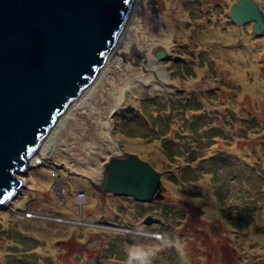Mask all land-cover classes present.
I'll use <instances>...</instances> for the list:
<instances>
[{
    "label": "rangeland",
    "instance_id": "374dc122",
    "mask_svg": "<svg viewBox=\"0 0 264 264\" xmlns=\"http://www.w3.org/2000/svg\"><path fill=\"white\" fill-rule=\"evenodd\" d=\"M236 1L148 0L155 21L171 27L167 58L147 61L146 51L167 47L166 38L139 12L101 76L79 94L98 80L105 102L122 97L112 137L161 172L168 198L97 191L81 171L118 153L108 157L104 118L80 114L104 108L85 104L61 116L63 130L60 120L55 125L63 141L53 148L65 161L30 165L22 175L28 181L0 207V264H264V33L254 32L253 21H232ZM254 1L264 10V0ZM157 62L171 78L165 94L137 92L148 72L159 81ZM149 216L161 222L147 223Z\"/></svg>",
    "mask_w": 264,
    "mask_h": 264
},
{
    "label": "water",
    "instance_id": "95a60500",
    "mask_svg": "<svg viewBox=\"0 0 264 264\" xmlns=\"http://www.w3.org/2000/svg\"><path fill=\"white\" fill-rule=\"evenodd\" d=\"M134 3L0 0V207L16 197L30 160L96 77L121 37ZM229 15L236 25L253 21L254 32L264 33V10L256 1L237 0ZM156 56L166 59L167 53L160 49ZM127 95L128 91L123 99ZM116 141L119 153L104 164V179L98 182L87 176L93 186L102 194L141 202L168 198L161 172ZM155 220L161 222L146 218L147 223Z\"/></svg>",
    "mask_w": 264,
    "mask_h": 264
},
{
    "label": "bare ground",
    "instance_id": "6f19581e",
    "mask_svg": "<svg viewBox=\"0 0 264 264\" xmlns=\"http://www.w3.org/2000/svg\"><path fill=\"white\" fill-rule=\"evenodd\" d=\"M137 2H138V5H137ZM145 3H147V4L145 5ZM149 10H151V7H150V5L148 3V0H135L134 6H133V9H132V13L130 14L129 19L126 22V27L125 28L126 29L128 28V25H129L130 21H131V24L134 21L131 16H133V15L136 16L137 13H139V12H140V14L145 12L146 14L149 15V18H148L147 21H151L152 27L155 30V32L160 37H165L166 38V40L163 41L164 42L163 45H166L167 47H162V46H160L158 44L153 45V47H156V49H169L171 47L173 41H172V38L170 37V35L167 33V31L169 32V29L171 27L169 25H166V23H164L165 24V28H164V26L162 25V23L160 22L159 19H157L155 21L154 13L150 12ZM162 15L164 16V13H162ZM159 24H161L162 27H163V33L161 31V28H160ZM141 27H143V26H141ZM133 28L134 29H138L136 26L130 25L129 29L133 30ZM139 28H140V26H139ZM148 41H149V39L147 37H144L143 40H142V43L144 44V43H147ZM119 43H120L119 41H118V43H116V45L113 48L111 54L109 55L108 59L106 60L104 66L106 65L107 62H110V60L112 59L113 54L117 51V48H119V46H120ZM155 52H157V50L149 49V50L146 51V56H147L146 59H147V61L149 63H153L154 62L153 57L156 55ZM126 60L127 59L125 57H121V58H119L118 63H125ZM154 67H155V69L157 71L158 76L160 77L159 81L155 80V82L158 81V83H155V82H153L152 79H149L150 77L152 78V74L150 72H148L150 77L148 76V74L146 76H142L143 78H145V80L147 82H144L141 79V81H138L136 83V85H139V86L142 87L141 88V87L137 86L136 89H135L137 92H142L143 90L144 91L155 90L157 92H161L162 94H165L166 89L163 86L165 84H167L168 82H170L171 78H170L169 74L166 72L165 68L161 67V63L160 62H157V64ZM160 68H163V72H162L161 76H160ZM101 74H102V69L99 70V72L97 73L96 77H98V76L100 77ZM131 79L134 82L135 80L140 79V76H139V78H131ZM95 84H96V86H92L83 95H78V97L73 102V106L71 105L72 107L70 106L65 111V113L62 116L68 119L69 117H71V114L75 110H79V109H81L83 107V105L91 104L93 102H96L99 106L103 107L104 108L103 111L98 109V110H96V112H95V114L93 116L88 114L87 112H84V111H81L80 114H82L84 116H91V117H97V115L100 114V117L104 118V120L102 121V126L104 127V130L101 132V134L104 136V138H103L104 140H111L110 142L108 141L107 145H106L107 148H108L107 152H108V154H110L108 157H110L112 155H115V154L119 153V149H118V147L116 145V141L112 137V134L110 132V126H111V123H112L111 122L112 115L114 114L116 108L119 106L118 102L121 100L122 97L121 96H115L110 101L105 102V98L104 97H106V96L102 95L98 91V89H100V87L103 86L102 83H99V81L97 80ZM121 84H123V87H127L128 86V81L126 82V80L123 79L121 81ZM119 86H120L119 83L115 84V88L117 90H118ZM89 98H91V99H89ZM107 103H109L108 106H106ZM59 125H61V120L59 121L57 127L58 128L61 127V130H63L65 128V127H62V126H59ZM57 127H55V128H57ZM58 128L54 132V136H53V139H52V144H51V136L49 135L47 140L42 144V146L38 150L37 154L30 160L31 165H39V164H42V163H46V160H47L46 158L54 159V160H58V161H65V160H62V159L56 157V154L59 153L58 152L59 148H56L55 150L53 148L54 146L62 147L61 145L60 146L57 145L58 142L62 144V141H63V139L60 136V132H59ZM103 143H104V141H103ZM68 144H69V142H68ZM64 146H67V145L65 144ZM67 148H69V147H67ZM64 149L65 148H63V150ZM62 152L63 151H61L60 153H62ZM60 157H63V156H60ZM103 163L99 162V164H95L92 167L87 166L86 169L82 170L81 172L85 173V175L87 174L88 176H91V177L95 174V179L96 180H99L100 178L103 180L104 177H105V173H106L105 166L103 165ZM74 165H76L78 167L77 169H80L81 167H83V165L80 166L81 163H79V162H76ZM97 176H99V177H97ZM25 181L27 182L28 178Z\"/></svg>",
    "mask_w": 264,
    "mask_h": 264
},
{
    "label": "built area",
    "instance_id": "2783aa9c",
    "mask_svg": "<svg viewBox=\"0 0 264 264\" xmlns=\"http://www.w3.org/2000/svg\"><path fill=\"white\" fill-rule=\"evenodd\" d=\"M25 214H26L27 216L30 217V216H35L36 213H32V212H29V211H28V212H26Z\"/></svg>",
    "mask_w": 264,
    "mask_h": 264
},
{
    "label": "clouds",
    "instance_id": "9594fccd",
    "mask_svg": "<svg viewBox=\"0 0 264 264\" xmlns=\"http://www.w3.org/2000/svg\"><path fill=\"white\" fill-rule=\"evenodd\" d=\"M141 264H148V262H147V260L145 259V260H142V261H141Z\"/></svg>",
    "mask_w": 264,
    "mask_h": 264
},
{
    "label": "flooded vegetation",
    "instance_id": "af4514ba",
    "mask_svg": "<svg viewBox=\"0 0 264 264\" xmlns=\"http://www.w3.org/2000/svg\"><path fill=\"white\" fill-rule=\"evenodd\" d=\"M98 191V190H97ZM99 192V191H98ZM71 223V222H70ZM74 224H75V222H73ZM81 224H83V225H87V223L86 222H84V223H81Z\"/></svg>",
    "mask_w": 264,
    "mask_h": 264
},
{
    "label": "trees",
    "instance_id": "16d2710c",
    "mask_svg": "<svg viewBox=\"0 0 264 264\" xmlns=\"http://www.w3.org/2000/svg\"><path fill=\"white\" fill-rule=\"evenodd\" d=\"M161 101V100H160Z\"/></svg>",
    "mask_w": 264,
    "mask_h": 264
}]
</instances>
